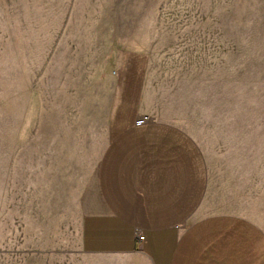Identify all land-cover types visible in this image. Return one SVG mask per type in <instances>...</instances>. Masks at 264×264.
Instances as JSON below:
<instances>
[{
  "label": "rangeland",
  "instance_id": "1",
  "mask_svg": "<svg viewBox=\"0 0 264 264\" xmlns=\"http://www.w3.org/2000/svg\"><path fill=\"white\" fill-rule=\"evenodd\" d=\"M138 53L140 111L204 157L202 210L264 232V0H0V264H137L84 259L78 200Z\"/></svg>",
  "mask_w": 264,
  "mask_h": 264
},
{
  "label": "crops",
  "instance_id": "2",
  "mask_svg": "<svg viewBox=\"0 0 264 264\" xmlns=\"http://www.w3.org/2000/svg\"><path fill=\"white\" fill-rule=\"evenodd\" d=\"M131 56L118 69L105 146L79 196L80 253L137 264H264L255 223L202 210L204 157L185 130L140 111L145 56Z\"/></svg>",
  "mask_w": 264,
  "mask_h": 264
},
{
  "label": "built area",
  "instance_id": "3",
  "mask_svg": "<svg viewBox=\"0 0 264 264\" xmlns=\"http://www.w3.org/2000/svg\"><path fill=\"white\" fill-rule=\"evenodd\" d=\"M137 239L141 241L143 239V237L140 234H138Z\"/></svg>",
  "mask_w": 264,
  "mask_h": 264
}]
</instances>
